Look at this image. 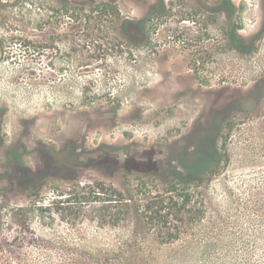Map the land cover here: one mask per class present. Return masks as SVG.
Here are the masks:
<instances>
[{
	"label": "rangeland",
	"instance_id": "1",
	"mask_svg": "<svg viewBox=\"0 0 264 264\" xmlns=\"http://www.w3.org/2000/svg\"><path fill=\"white\" fill-rule=\"evenodd\" d=\"M0 264H264V0H0Z\"/></svg>",
	"mask_w": 264,
	"mask_h": 264
},
{
	"label": "trees",
	"instance_id": "2",
	"mask_svg": "<svg viewBox=\"0 0 264 264\" xmlns=\"http://www.w3.org/2000/svg\"><path fill=\"white\" fill-rule=\"evenodd\" d=\"M207 157V155H205ZM202 157V161L200 162L199 167L190 166L187 163L184 162V168L175 169L174 173L170 172V176L175 179L174 182H180V183H188L190 181L197 180L199 178H202L203 176L207 175V173L210 171V166L208 167V164L212 161L208 159L209 161L206 163L204 161L206 158ZM76 164V163H74ZM79 165V164H76ZM207 166V167H206ZM169 173V172H168Z\"/></svg>",
	"mask_w": 264,
	"mask_h": 264
}]
</instances>
